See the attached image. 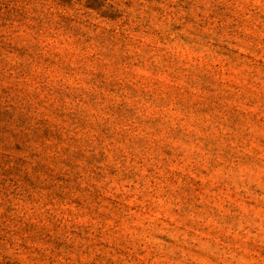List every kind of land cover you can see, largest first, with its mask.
I'll list each match as a JSON object with an SVG mask.
<instances>
[{"label":"rangeland","instance_id":"374dc122","mask_svg":"<svg viewBox=\"0 0 264 264\" xmlns=\"http://www.w3.org/2000/svg\"><path fill=\"white\" fill-rule=\"evenodd\" d=\"M0 264H264V0H0Z\"/></svg>","mask_w":264,"mask_h":264}]
</instances>
